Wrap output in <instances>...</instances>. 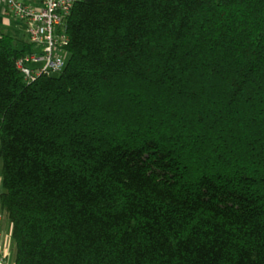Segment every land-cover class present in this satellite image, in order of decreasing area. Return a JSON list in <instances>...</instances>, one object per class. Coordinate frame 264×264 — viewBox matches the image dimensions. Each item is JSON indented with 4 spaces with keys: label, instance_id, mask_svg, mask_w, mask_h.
I'll return each instance as SVG.
<instances>
[{
    "label": "trees",
    "instance_id": "trees-1",
    "mask_svg": "<svg viewBox=\"0 0 264 264\" xmlns=\"http://www.w3.org/2000/svg\"><path fill=\"white\" fill-rule=\"evenodd\" d=\"M63 71L0 34L15 264H264V0H81Z\"/></svg>",
    "mask_w": 264,
    "mask_h": 264
},
{
    "label": "built area",
    "instance_id": "built-area-1",
    "mask_svg": "<svg viewBox=\"0 0 264 264\" xmlns=\"http://www.w3.org/2000/svg\"><path fill=\"white\" fill-rule=\"evenodd\" d=\"M81 0H0L4 7L25 27L28 40L36 50L17 60L24 78L31 82L42 75L63 71L67 65L69 37L65 24ZM0 264H9L0 253Z\"/></svg>",
    "mask_w": 264,
    "mask_h": 264
},
{
    "label": "crops",
    "instance_id": "crops-1",
    "mask_svg": "<svg viewBox=\"0 0 264 264\" xmlns=\"http://www.w3.org/2000/svg\"><path fill=\"white\" fill-rule=\"evenodd\" d=\"M8 14L10 15L11 13L3 7L0 11V34L7 33L6 29H8L11 34L18 35L19 37L28 40L25 27L17 19H9ZM3 167L4 162L0 157V193L4 191ZM15 250L13 222L10 218L0 212V253L7 256L9 264H15L17 256V251Z\"/></svg>",
    "mask_w": 264,
    "mask_h": 264
},
{
    "label": "rangeland",
    "instance_id": "rangeland-1",
    "mask_svg": "<svg viewBox=\"0 0 264 264\" xmlns=\"http://www.w3.org/2000/svg\"><path fill=\"white\" fill-rule=\"evenodd\" d=\"M9 15V14H8ZM9 19H11V20H15L16 19V17L14 16V14H10L9 16ZM6 32L7 33H10V30H8V29H6ZM67 57H68V54H67ZM3 164V163H2ZM16 251V250H15ZM3 254V253H2Z\"/></svg>",
    "mask_w": 264,
    "mask_h": 264
}]
</instances>
